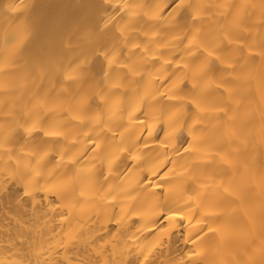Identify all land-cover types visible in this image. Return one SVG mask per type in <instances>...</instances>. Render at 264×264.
Listing matches in <instances>:
<instances>
[{"label": "bare ground", "instance_id": "6f19581e", "mask_svg": "<svg viewBox=\"0 0 264 264\" xmlns=\"http://www.w3.org/2000/svg\"><path fill=\"white\" fill-rule=\"evenodd\" d=\"M0 264H264V0H0Z\"/></svg>", "mask_w": 264, "mask_h": 264}]
</instances>
